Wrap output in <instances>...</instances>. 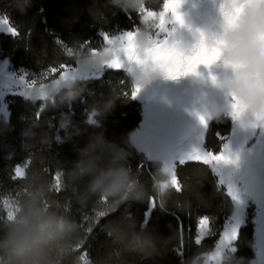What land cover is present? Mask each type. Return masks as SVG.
I'll return each instance as SVG.
<instances>
[{
    "label": "trees",
    "instance_id": "1",
    "mask_svg": "<svg viewBox=\"0 0 264 264\" xmlns=\"http://www.w3.org/2000/svg\"><path fill=\"white\" fill-rule=\"evenodd\" d=\"M145 6L159 12L162 0H147ZM138 13L125 12L111 0H0V16H7L19 32V37L0 35V55L16 70L34 74L50 66L58 67L60 63L75 66L65 47H71L72 52L84 48L103 51L106 45L102 32L141 30ZM133 89V79L124 71H105L99 79L77 80L73 89L77 96L71 102L64 98L65 92L56 96L54 106L49 104L43 109L39 103L33 104L18 95L6 98L9 115L7 119L0 118V202L13 199L20 204L25 189L28 190L26 180L16 178L17 166L22 167L31 159L27 172L35 169L54 183V174L58 170L70 172L81 159V151L98 136L105 141V163L114 160L116 153L123 154L125 158L116 161L114 166L130 169L143 193L142 199L124 202L116 211L91 225V231L87 232L85 228L89 225L85 218L92 217L94 209L98 211V198L80 204L77 194L83 192L87 178L73 185L62 177V190L58 193L53 190L48 204L59 202L60 214L85 227H81L80 239L75 242L81 243L79 250L64 264H73L76 257L85 253L94 264L98 261L191 264L215 249L223 227L233 215L231 197L218 185L210 168L199 163L177 166L182 192L171 188L163 198L157 194L153 181L163 179L157 174L162 164L147 160L131 140L132 133L142 122V106L130 95ZM94 108L99 114L94 117L96 123L90 124ZM231 125L230 118L225 116L212 120L206 132L205 148L219 151L221 138L230 134ZM150 196H155L160 206L150 207ZM252 212L239 230L235 251L223 264H251L253 261ZM201 216L209 217L212 228L208 238L197 246L194 237ZM0 223H3L1 217ZM113 226L125 227L130 239L139 236L147 251H125L109 235ZM181 226L183 232L179 230ZM181 246L182 251L178 250Z\"/></svg>",
    "mask_w": 264,
    "mask_h": 264
},
{
    "label": "rangeland",
    "instance_id": "2",
    "mask_svg": "<svg viewBox=\"0 0 264 264\" xmlns=\"http://www.w3.org/2000/svg\"><path fill=\"white\" fill-rule=\"evenodd\" d=\"M221 3L222 0H185L181 13L184 16L186 27L176 26L177 38L185 46L190 47L195 44L194 34L197 32L202 31L209 35L219 33L222 26ZM143 8L144 6L139 9V13ZM141 20L144 23L152 22V27L148 45L143 51L138 50L135 43L140 31H135L134 44L136 55L139 58L138 62H129L124 53L120 51L119 44L106 45L103 52L112 54V56L104 63L103 68H84L76 63L73 67L77 68L82 77L77 75L73 79L75 81L99 79L105 71H124L133 79L131 73L140 70L147 82L138 83L133 80L134 89H139L136 100L142 106V122L133 134L132 143L145 155L147 160L162 164L168 177L167 183L171 185V188H173L171 173L174 159L186 154L194 146L205 148L206 132L212 120L220 116L230 118L231 132L228 136L221 138L222 146L227 145L224 155L230 159V162L217 163L214 165L215 170L209 168L217 178L218 185L224 188L227 194H231L228 195L233 201L234 212L223 227L215 249L191 264H223L227 261L235 251L239 230L248 222L252 210L255 257L251 264H264V110L250 111L249 106L242 103L234 93H223L217 87L223 77L235 72L231 61L221 59L219 44L208 41L211 47L217 49V56L212 65L208 67L199 65L198 75L189 74L174 80L168 79L159 63L150 56L151 50L158 43L157 37L159 36L160 41H163L165 37L157 32L155 20L146 19L142 15ZM172 27L169 25V28ZM122 33L124 32H114L110 35L117 37ZM1 34L10 35L0 28ZM83 53L96 56L100 52L94 55L90 49L84 48L73 52L71 57H78ZM116 55L120 56L124 64V68L120 70H113L106 66ZM152 74H156L155 79H150ZM21 76L27 79L37 78V83L32 88H35L38 83L43 87L45 81L56 77L50 75L47 79H41L40 74L24 69L16 70L8 60L0 55V118H8L6 103L8 96L18 95L31 101L26 98L30 89H24L19 82ZM213 77H215V82H213ZM234 102L240 105L238 120H234L232 115ZM223 106L227 108L226 112L219 111ZM214 112L218 114L214 115ZM198 116L205 118L206 127L201 124ZM6 200L14 201L13 199ZM0 217L2 221L5 220L2 208H0ZM225 230H229V235L236 231V238L222 243Z\"/></svg>",
    "mask_w": 264,
    "mask_h": 264
},
{
    "label": "clouds",
    "instance_id": "3",
    "mask_svg": "<svg viewBox=\"0 0 264 264\" xmlns=\"http://www.w3.org/2000/svg\"><path fill=\"white\" fill-rule=\"evenodd\" d=\"M111 3L125 12L135 11L147 4V0H111ZM136 38L138 50L143 51L148 45L152 22L144 23ZM264 7L247 8L241 15L238 24L222 36L219 44L221 59L231 61L235 67L232 75H227L219 82L217 87L223 93H234L236 97L249 106L250 111L264 110ZM209 42L217 44L215 35H209ZM118 47V46H117ZM112 54H105L102 50L96 56L83 53L73 57V61L84 68H100L111 59ZM134 82L146 83L147 79L140 70L131 73ZM152 74L150 79H155ZM55 77L44 82L41 87L38 83L27 93L26 98L33 104L39 103L41 108L49 104L55 105V98L65 92L64 98L71 102L76 99L77 93L73 91L76 81L71 75L65 79ZM219 111L226 112L225 106ZM99 114L93 109L89 123L95 124L92 118ZM218 114L214 112V115ZM105 141L102 136L95 138L81 151V159L70 172H57L66 177L68 183L75 185L87 178L83 192L77 194L80 204L88 203L94 197L106 200V204L98 203V211L112 213L121 204L128 200H140L143 193L134 178L131 170L123 166H114V163L125 157L116 153L114 160L105 163ZM162 180L154 179L153 188L163 198L172 191L171 185L166 183L168 177L161 166L158 169ZM25 180L28 190L19 204V210L12 221L4 220L0 223V264H64L73 252L71 246L80 239V224L59 212L61 205L52 201L47 206L49 194L53 191V183L44 179L35 169L26 173ZM75 192V188H74ZM54 209V210H50ZM111 237L127 252L143 253L147 251L145 242L139 236L129 238L125 227L113 226L110 228ZM73 264H94L83 255L75 258ZM96 264H106L98 261Z\"/></svg>",
    "mask_w": 264,
    "mask_h": 264
},
{
    "label": "snow or ice",
    "instance_id": "4",
    "mask_svg": "<svg viewBox=\"0 0 264 264\" xmlns=\"http://www.w3.org/2000/svg\"><path fill=\"white\" fill-rule=\"evenodd\" d=\"M185 0H162V7L159 12L153 9H149L145 6L141 13L138 15L144 16L146 19L151 18L157 22V32L164 35L165 39L160 41L159 36L157 37L158 43L154 47L150 56L156 60L160 67L164 70L165 75L168 79H177L180 76L198 75L197 67L199 65H204L206 67L212 65L215 62L217 56V49L211 47L208 43L209 34L205 32L195 33V44L188 47L185 46L179 38H177L176 26L179 28L186 27L184 16L181 13V9L184 6ZM264 7V0H222L220 5V15L222 17V26L221 31L215 35L217 44L222 43V33H226L238 24V21L241 15L247 8H259ZM169 25H172V28H169ZM0 28L5 30L8 34L13 37H19L18 30L12 26L10 19L7 16H0ZM136 35L135 29L132 31L124 32L117 37H112L107 32H102L101 36L103 38L104 45H120V51L125 55V58L129 61L139 60L135 52L134 37ZM173 37L175 39L173 40ZM260 40L264 41V37H260ZM59 44V42H57ZM90 45V42H84ZM67 55L71 56L73 54L71 47H65L64 49ZM107 50V49H106ZM92 53L98 54L99 49L92 48ZM107 67L113 70H120L124 68V64L121 61L119 55L114 56L113 60L108 62ZM233 70L235 67L233 66ZM56 76L59 79H65L68 75H71L72 78H76L77 75L81 74L78 72L76 67L69 65L68 63H60L58 67H48L45 71L40 73L41 79H47L49 76ZM82 77V76H81ZM215 82V77L212 78ZM57 80V82H58ZM20 84L23 85L24 89H31L37 83V78L27 79L25 76H21L19 80ZM139 93V89H133L130 93L133 99L136 98ZM128 95L129 93H125ZM234 111L232 113L233 119L238 120L240 118V105L237 102H234L232 105ZM201 124L206 127L207 121L203 116H198ZM203 143V142H202ZM227 145L221 147L219 151H210L207 148L201 146H194L186 154L174 159V166L171 173V183L175 192H182L181 181L178 178L177 166L184 165L189 162H195L202 164L204 166L210 167L215 170L214 165L219 162L229 163L230 159L224 155ZM31 159L25 162L24 167L17 166L15 170V175L18 179L24 180L27 173V168L30 166ZM139 167H143L140 165ZM62 174L56 172L53 176V190L59 192L62 190ZM27 189H25L26 194ZM231 195L230 193H228ZM100 204H106V200L98 201ZM149 206L155 208L160 206L157 198L155 196L149 197ZM45 205H48V201H45ZM0 208L3 209L5 213V220L12 221L15 219L16 213L19 210V203L16 201L4 200L0 202ZM67 210V206H66ZM94 215L92 217H86L85 219L88 222V227L85 228L82 224L81 227H84L87 232L91 231V225L98 223L100 219L108 216L106 212H99L96 209L93 210ZM212 228V221L207 216H201L198 218L196 223V234L194 237V244L200 246L205 239L208 238V233ZM183 232V226L179 228ZM111 235V233H109ZM236 231H233L229 235V230L223 232V241L226 243L230 239L236 238ZM81 246L80 242L75 243L71 251H78ZM183 246L178 250L182 251ZM83 256L87 257L85 253Z\"/></svg>",
    "mask_w": 264,
    "mask_h": 264
},
{
    "label": "crops",
    "instance_id": "5",
    "mask_svg": "<svg viewBox=\"0 0 264 264\" xmlns=\"http://www.w3.org/2000/svg\"><path fill=\"white\" fill-rule=\"evenodd\" d=\"M134 132H135V131H134ZM134 132H133L132 135H131V140H132V137H133ZM208 234H209V233H208Z\"/></svg>",
    "mask_w": 264,
    "mask_h": 264
}]
</instances>
